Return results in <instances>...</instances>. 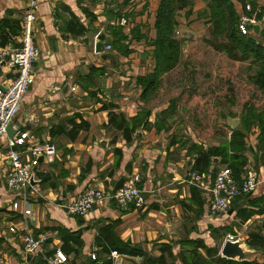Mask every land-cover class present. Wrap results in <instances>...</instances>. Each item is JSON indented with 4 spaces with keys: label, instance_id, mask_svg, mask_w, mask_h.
Returning <instances> with one entry per match:
<instances>
[{
    "label": "crops",
    "instance_id": "obj_1",
    "mask_svg": "<svg viewBox=\"0 0 264 264\" xmlns=\"http://www.w3.org/2000/svg\"><path fill=\"white\" fill-rule=\"evenodd\" d=\"M230 1L238 16L241 15L240 0ZM159 4L160 0L39 1L33 26L34 42L39 49V57L33 64L34 82L11 124L15 131L10 133L11 137L6 134L0 139V152L14 135L27 132L29 142L53 144L56 155L51 163L39 162L35 185L28 190L26 201L19 202L16 212L11 210V204L17 197L7 190L4 182L9 161L0 158V264H42L45 256L57 251L67 256L65 264H92V254L109 260V256H98L100 250L94 243L99 229L108 224H114V234L120 241L130 243L148 256L158 257L161 245L170 246L176 264H181L177 256L187 250L182 246L185 241L199 240L207 247L216 248L209 228L221 234L224 227L231 226L222 223L228 215L209 214L207 189L214 180L210 174L203 173L204 184L196 187L203 205L199 207L191 202L193 186L187 175L192 171L195 156L188 154V148L164 133V141L168 139L166 145L154 146L162 132H156L154 127L136 130L131 141L125 143L121 132L108 124V111L101 110L112 105L113 113L131 123L145 107L138 79L153 70L152 42L156 37ZM256 4L264 9V0H256ZM27 9L25 1L0 0V22L4 21L0 33L8 36V41L0 47L17 46L20 23ZM205 9V1L190 0L189 7L177 12L175 35L180 26L196 30L199 35L203 25L198 19L203 18ZM98 34L112 40L107 45L109 51L104 46L99 53L95 51ZM175 39L180 40L176 36ZM186 43L188 40H183L182 48ZM10 73L0 63V87L11 79L7 77ZM155 117L156 113H151L148 122L154 124ZM81 121L88 128L74 131L73 124ZM254 138L250 144L245 140V144L247 167L258 179L251 198H258L264 193V149H259L256 133ZM134 174L140 176V188L144 192L141 210L119 209L107 199L84 217L67 212L66 206L88 186L101 188L108 195ZM231 208L229 216L234 222L240 221L234 210L250 207L245 200H239ZM26 209L30 214L23 216ZM261 221L264 215H254L243 223L247 230L245 239L257 231ZM10 227L15 228V233L8 231ZM60 230L80 232L78 242L69 243L78 253L63 251ZM21 233L45 236L42 252L24 255ZM125 257L127 264H141L143 260ZM255 260L264 262V259Z\"/></svg>",
    "mask_w": 264,
    "mask_h": 264
},
{
    "label": "trees",
    "instance_id": "obj_2",
    "mask_svg": "<svg viewBox=\"0 0 264 264\" xmlns=\"http://www.w3.org/2000/svg\"><path fill=\"white\" fill-rule=\"evenodd\" d=\"M203 1L207 3V11L203 12L202 15L207 18L211 26L210 35L214 39H219L212 46L216 51L225 53L229 58L238 59L239 57L240 60H251V65L257 67V72L254 76H250L249 80L254 88L264 96V44L255 36H244L240 33L238 29L239 16L230 0ZM240 2L242 4L248 3L253 10L258 7L256 0H240ZM189 4L190 0H160L155 20L156 37L152 42L153 70L152 73L138 79V83L142 87L141 99L145 102V107L141 109L139 115L133 118L131 123H128L123 116H118L111 111L114 108L112 105H106L101 108L103 111H108V124L116 131L121 132L125 143L131 141V137L136 130H149L151 127L148 119L152 110L147 108L146 104L156 95L159 89L160 77L174 70L180 63L183 39H175L176 16L177 12L189 7ZM263 16L264 9L260 8L257 18L261 19ZM3 24L4 21H1L0 28ZM259 37L264 40V27L260 30ZM6 41H8V36H6L5 32H1L0 45H4ZM110 43H112V40ZM167 114H169V110L162 111L160 118H165ZM239 121V127L231 130L229 138L223 140L217 147L209 148L205 151L200 150L199 146L195 145L188 148V154L192 157L195 156L192 159V171L199 174L207 173L211 177H215L221 170L218 169L219 166L225 165L223 168L229 169L235 179H239L245 173L247 168L245 139L255 128L259 130L257 137L259 149H264V109L258 110L254 105L248 104L243 107V113ZM163 124L164 120L160 126L158 123L155 124L158 132L161 131ZM72 127L77 132L87 129L88 124L81 121L79 124H73ZM212 165L214 166L212 167ZM215 165H218V168ZM251 197V195L239 197L233 202L234 204L236 201L245 200L247 206L250 207L234 210L235 217L242 223L247 222L254 215H264V193L258 198ZM191 202L199 207L203 205L195 187L191 188ZM113 229L114 224H108L99 229L98 236L94 240L95 245L100 250L98 256L105 255V257H108L111 251H116L124 256L141 257L143 259L141 264H176V258L170 246L161 245L159 247V256L151 257L130 243L120 241L114 234ZM222 230L224 232L232 231L231 226L224 227ZM209 232L214 239H219L220 244H222L223 239H221V234L217 229L209 228ZM59 236L63 242V251L78 253L70 248L69 243L78 242L79 231L69 233L65 230H60ZM245 244L250 249L262 254L264 259V221H261L256 232H251L247 235ZM182 246L187 250L180 252L177 256L181 264H264V262L259 263L257 260L238 262L221 258L219 256V248L207 247L203 241L199 240L185 241ZM199 250H202L203 254ZM98 263L111 264V261L110 259L106 260L105 258L96 257L92 264Z\"/></svg>",
    "mask_w": 264,
    "mask_h": 264
},
{
    "label": "built area",
    "instance_id": "obj_3",
    "mask_svg": "<svg viewBox=\"0 0 264 264\" xmlns=\"http://www.w3.org/2000/svg\"><path fill=\"white\" fill-rule=\"evenodd\" d=\"M22 1L28 4V9L20 23L18 44L12 49L0 47V63H4L12 74L8 83L0 87V139L7 134L8 127L11 126L21 108L24 96L34 82L33 64L39 57V49L34 42L33 26L36 21L34 10L40 0ZM259 12L260 7L253 10L248 3L242 4V14L239 15L238 21V29L242 35L257 37L252 27L259 26V32L264 27V16L261 19L257 18ZM104 50L109 51L110 46H105ZM55 155L56 148L53 144L29 142L27 132L18 133L9 139L6 149L0 152V158H6L9 161L4 182L7 190L17 197V200L11 204L12 211H18L19 202L26 201L28 190L31 188L30 180L32 178L34 181L35 170L39 166L40 159L51 163ZM187 177L189 184L195 188L204 184L203 174L191 171ZM140 183V176L134 174L120 188L108 195L101 188L88 186L75 201L66 206L67 212L72 216L84 217L99 202L107 199L112 200L119 209L141 210L145 199ZM257 186V175L252 169L247 167L245 173L239 179H235L229 169L222 168L207 189L209 214L226 215L237 198L252 195ZM29 214L28 209L22 212L23 216ZM8 231L15 233L16 230L10 227ZM19 238H21L24 255L42 252L47 240L45 236L33 237L28 233L19 234ZM225 240L234 242L237 237L227 235L223 241ZM109 257L111 264H127L126 257L116 251H111ZM90 259L94 261L95 255L92 254ZM67 260L64 253L57 251L53 255L45 256L42 264H65Z\"/></svg>",
    "mask_w": 264,
    "mask_h": 264
},
{
    "label": "rangeland",
    "instance_id": "obj_4",
    "mask_svg": "<svg viewBox=\"0 0 264 264\" xmlns=\"http://www.w3.org/2000/svg\"><path fill=\"white\" fill-rule=\"evenodd\" d=\"M198 20L203 25L198 31L199 35L196 30L180 26L192 32L195 38L188 41L186 46L183 45V48L181 46L179 65L160 77L159 89L146 107L152 110V115L156 113L154 124L150 123L156 132L155 124L160 126L164 120L161 131L168 138L172 137L184 148L195 145L205 151L217 147L229 138L231 128L227 120H240L244 106L250 104L258 110L264 109V96L249 80L257 72V67L251 65V60H240L239 57L232 59L225 53L216 51L212 44L219 39L210 35L211 26L207 18ZM175 36L179 38L177 34ZM256 36L264 44V40L259 35ZM166 110H169V114L161 119V112ZM254 133L258 137L259 130L255 128L247 135V143L250 144ZM167 141L166 138L163 146ZM248 146L250 149L251 146ZM224 166L216 168L220 170ZM231 217L228 215L222 223L231 225L233 231L221 233V239L232 235L245 242L247 230L243 227L244 224L240 221L233 222ZM258 258L262 261V254H256L252 259Z\"/></svg>",
    "mask_w": 264,
    "mask_h": 264
},
{
    "label": "water",
    "instance_id": "obj_5",
    "mask_svg": "<svg viewBox=\"0 0 264 264\" xmlns=\"http://www.w3.org/2000/svg\"><path fill=\"white\" fill-rule=\"evenodd\" d=\"M253 33L255 35L259 34V26H253L252 27ZM177 35L180 39L183 40H193L195 38V35L190 32L189 30L183 28V27H179L177 30ZM110 38L106 39L105 36L103 34H98L95 37V51L97 53H99L102 49V47L107 46L110 43ZM8 78L12 77V74H8L7 76ZM70 84L71 81L68 82L67 87L70 89ZM240 121L237 119H228L227 120V124L228 126L231 128V130H235L238 126H239ZM15 130H13V126H9L7 129V135L11 137L12 132H14ZM165 143L164 139H163V132H161L158 141L155 143L154 146L161 148L163 146V144ZM42 161V159H40V162ZM30 185L34 186L35 182L33 181V179L31 178L30 180ZM231 214V211L228 212V215ZM211 237H213L212 234H210ZM214 244L216 247L219 246L220 244V240L219 239H215ZM256 254H259L257 251H254L252 249H250L244 241H242L241 239H237L234 242L225 240L223 241V243L220 245V250H219V256L221 258L227 259V260H233V261H253L252 258H254L256 256Z\"/></svg>",
    "mask_w": 264,
    "mask_h": 264
}]
</instances>
